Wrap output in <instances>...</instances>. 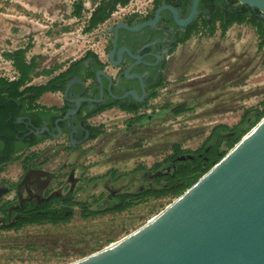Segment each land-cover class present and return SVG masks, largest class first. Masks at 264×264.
<instances>
[{
  "label": "rangeland",
  "instance_id": "374dc122",
  "mask_svg": "<svg viewBox=\"0 0 264 264\" xmlns=\"http://www.w3.org/2000/svg\"><path fill=\"white\" fill-rule=\"evenodd\" d=\"M75 1L0 0V77H16L4 54L18 49H26V60L34 58L36 72L42 74L32 80L33 85L44 84L86 52L104 60L103 34L129 14L143 15L152 4V0H130L127 6L117 7L103 24L85 33L94 4L85 2L82 15L75 18L71 14ZM258 42L255 30L246 24H233L224 37L219 29L213 36L193 34L167 57L161 83L149 104L141 109L143 121L137 122L139 116H125L116 109L92 116L91 124L101 126L102 133L80 151L45 154V168L58 173L65 183L74 170L78 182L73 197L92 207L109 191L137 193L154 187L157 174L148 169L169 156L173 144L195 151L214 126L234 127L246 111L260 110L259 104L264 101V54ZM45 71L51 75H45ZM56 101L51 94L39 100L48 106ZM181 105L188 110L179 115L171 113ZM54 142L47 140L43 147ZM17 166L18 162L7 164L0 180L14 178ZM138 166L144 170L134 171ZM174 200L149 199L125 212L87 220L73 207V218L65 224L0 229V264L74 262L138 229Z\"/></svg>",
  "mask_w": 264,
  "mask_h": 264
},
{
  "label": "flooded vegetation",
  "instance_id": "af4514ba",
  "mask_svg": "<svg viewBox=\"0 0 264 264\" xmlns=\"http://www.w3.org/2000/svg\"><path fill=\"white\" fill-rule=\"evenodd\" d=\"M154 2L152 0L149 11L143 15L132 13L117 23L134 27L150 21L161 6L173 7L178 18L183 20L191 8L187 0H159L158 5ZM209 5L212 6L208 3L206 11L211 7ZM202 12L204 10L197 7L196 17L184 28L173 23L168 9L160 12L155 24L137 32L119 28L115 33V23L103 34L106 37L104 60L92 56L85 58L72 68L62 89L51 93L57 97L54 104L38 103L51 109L49 112L29 111L28 105L19 100L0 105V175L4 174L7 164L18 162L16 176L9 181L0 180V228L13 229L28 209L39 208L51 201L53 205L58 201L63 204L75 195L78 180L74 170L68 176V182H71L68 186L58 173L45 168L44 160L48 158L45 154L84 149L92 129L99 127L91 124L92 116L107 109H116L125 116H144L141 109L149 104L151 95L159 87L173 45L200 19ZM112 51V62L117 67L109 58ZM70 64L65 70L70 69ZM120 105L132 109L123 110ZM47 140L55 142L43 147ZM28 172L30 178L23 182ZM109 193L111 198L109 196L106 202L117 195L116 192ZM50 195L51 198L45 201ZM72 200L77 201L74 197Z\"/></svg>",
  "mask_w": 264,
  "mask_h": 264
},
{
  "label": "water",
  "instance_id": "95a60500",
  "mask_svg": "<svg viewBox=\"0 0 264 264\" xmlns=\"http://www.w3.org/2000/svg\"><path fill=\"white\" fill-rule=\"evenodd\" d=\"M199 1L192 0L183 20L173 7L161 6L152 20L134 27L117 23L114 31H140L155 24L164 9L184 28L196 17ZM236 1L264 15V0ZM29 178L30 172L23 182ZM68 264H264V117L154 218Z\"/></svg>",
  "mask_w": 264,
  "mask_h": 264
},
{
  "label": "trees",
  "instance_id": "16d2710c",
  "mask_svg": "<svg viewBox=\"0 0 264 264\" xmlns=\"http://www.w3.org/2000/svg\"><path fill=\"white\" fill-rule=\"evenodd\" d=\"M192 3V0H187ZM200 0L198 9L204 10L199 20L191 25L185 33L173 45L172 51L178 44L185 43L193 34L203 32L208 36H213L217 29L220 30L221 37H224L227 29L233 24H246L252 27L259 39L258 49L264 54V15L257 9L246 5H240L236 0ZM94 4L89 14L86 26L83 32L88 33L97 26L107 21L116 11L117 7H125L130 0H76L72 4L71 14L75 18H80L84 11V3ZM224 2L223 6H219ZM156 5L159 0H155ZM209 5L207 11L205 10ZM26 49H18L4 54V58L11 61L12 67L16 71V77L9 80L0 77V105L7 104L9 101L19 100L22 104L28 105V110H37L49 112L51 109L41 107L37 101L45 93H53L62 89L65 80L73 67H76L87 57H95L91 52L72 62L70 69L59 73L56 77L48 79L44 84L33 85L32 80L42 74H37L35 59L26 60ZM264 64V61H263ZM45 75H51V72L45 71ZM90 77V75H88ZM58 81L60 85L58 84ZM154 94L151 95L153 97ZM260 110L246 111L239 123L234 127H228L224 124L214 126L207 139L201 147L195 151L183 150L178 144L171 146V154L159 163H154L148 171L157 174L154 187L137 193L117 194L111 202L97 203L92 207L86 202L73 201L68 198L63 204L56 202L43 203L41 207H35L27 210L23 218L16 224L15 228L28 225H59L71 221L74 215L73 207L79 209V215L83 220L104 216L107 214H118L125 212L134 205L145 202L149 199H162L165 197L178 198L187 189L194 185L213 165H215L241 138L252 129L264 117V101L260 104ZM108 108L112 106H107ZM123 110H131V107L120 105ZM188 109L181 105L173 108L171 113L179 115ZM145 116H139L136 121L141 122ZM93 133L90 140L95 139L102 132L101 126L92 129ZM163 168L166 172L161 173ZM143 167L138 166L134 171H142ZM109 171L107 174L112 173ZM170 204V203H169ZM60 205L59 207H57ZM2 229V228H0ZM10 229V228H6ZM112 241H109L111 243Z\"/></svg>",
  "mask_w": 264,
  "mask_h": 264
},
{
  "label": "built area",
  "instance_id": "2783aa9c",
  "mask_svg": "<svg viewBox=\"0 0 264 264\" xmlns=\"http://www.w3.org/2000/svg\"><path fill=\"white\" fill-rule=\"evenodd\" d=\"M84 5H85V3H84ZM14 78H15V77H14ZM14 78H9V80H13ZM109 196H110V198H111V193H108L107 196H106V198L103 199L100 203H105L106 201H108ZM112 200H113V198L110 199L109 202H111Z\"/></svg>",
  "mask_w": 264,
  "mask_h": 264
},
{
  "label": "crops",
  "instance_id": "0c3cea01",
  "mask_svg": "<svg viewBox=\"0 0 264 264\" xmlns=\"http://www.w3.org/2000/svg\"><path fill=\"white\" fill-rule=\"evenodd\" d=\"M45 94H51V93H45ZM45 94H44V95H45ZM51 95H53V94H51ZM42 96H43V95H42ZM42 96H41V97H42ZM54 96H55V95H54ZM41 97H40V99H41ZM40 99H39V100H40ZM39 100L37 101V103H40ZM1 176H3V174H2Z\"/></svg>",
  "mask_w": 264,
  "mask_h": 264
},
{
  "label": "bare ground",
  "instance_id": "6f19581e",
  "mask_svg": "<svg viewBox=\"0 0 264 264\" xmlns=\"http://www.w3.org/2000/svg\"><path fill=\"white\" fill-rule=\"evenodd\" d=\"M154 218V217H153Z\"/></svg>",
  "mask_w": 264,
  "mask_h": 264
}]
</instances>
